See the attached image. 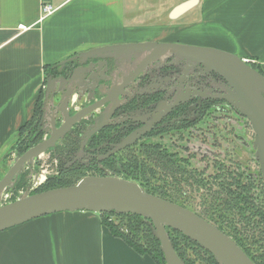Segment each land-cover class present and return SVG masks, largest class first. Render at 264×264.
<instances>
[{"label": "flooded vegetation", "instance_id": "af4514ba", "mask_svg": "<svg viewBox=\"0 0 264 264\" xmlns=\"http://www.w3.org/2000/svg\"><path fill=\"white\" fill-rule=\"evenodd\" d=\"M98 54L105 59L96 66H81L82 57L48 73L27 143L18 141L19 134L13 155L23 154L19 147L28 145L27 151L54 137V146L35 159L45 154L53 158L54 178L119 177L117 171L131 168L134 160L142 166L143 178H119L139 186L155 185L157 192L202 218L226 208L225 203L235 194L243 201L244 185L253 187V177L230 159L229 150L220 145L221 135L206 125L210 120L242 117L222 99L227 83L183 58L142 65L145 55L125 53L112 64L106 54ZM97 80L111 84L98 87ZM84 108L92 111L64 134H56V128L70 125L68 119ZM232 137L231 142L242 144L241 137ZM39 167L36 162L28 165L18 182L31 187ZM192 196L199 198L194 206L187 202Z\"/></svg>", "mask_w": 264, "mask_h": 264}, {"label": "crops", "instance_id": "0c3cea01", "mask_svg": "<svg viewBox=\"0 0 264 264\" xmlns=\"http://www.w3.org/2000/svg\"><path fill=\"white\" fill-rule=\"evenodd\" d=\"M187 1L156 0L149 6L146 0H0V161L13 157L20 131L37 119L48 73L82 52L179 41L231 53L257 64L264 76V0H196L180 16L168 17ZM42 4L55 12L42 18ZM149 11L150 22H137ZM0 264L155 262L114 237L100 214L73 211L0 232Z\"/></svg>", "mask_w": 264, "mask_h": 264}, {"label": "water", "instance_id": "95a60500", "mask_svg": "<svg viewBox=\"0 0 264 264\" xmlns=\"http://www.w3.org/2000/svg\"><path fill=\"white\" fill-rule=\"evenodd\" d=\"M196 0L181 3L169 14L175 19L192 8ZM98 53L106 54L110 63L116 64L118 55L132 53L134 56L145 55L142 65L174 57L185 59L189 63L213 72L227 83L226 95L222 98L232 106L240 116L250 123L254 140L252 147L254 157L259 163V171L264 188V76L241 58L214 48H204L179 43H158L144 41L110 45L82 52L68 61L85 58L81 66L98 64L104 60ZM98 54V55H96ZM96 56V57H95ZM66 61V62H68ZM97 62V63H96ZM73 64V63H72ZM72 69L70 66L68 70ZM90 78H88L89 80ZM52 84L54 82H49ZM110 86L111 81L106 82ZM97 80L96 86H107ZM48 92V89L46 90ZM53 93L49 96L53 99ZM92 110L84 108L69 118V124L56 128V134H64L73 123L80 120ZM57 139L50 137L42 143L29 148L21 155L15 156L6 173L0 178V193L15 187L24 167L31 164L42 152L52 148ZM90 211L94 213H116L120 215H137L151 227V233L159 242L165 264H184L171 245L167 229L176 231L204 249L218 264H254L246 253L239 248L231 237L224 234L212 223L198 216L190 209L147 193L137 183L108 176H86L68 187L46 190L30 194H20L14 202L0 205V232L16 227L32 219L58 212Z\"/></svg>", "mask_w": 264, "mask_h": 264}, {"label": "trees", "instance_id": "16d2710c", "mask_svg": "<svg viewBox=\"0 0 264 264\" xmlns=\"http://www.w3.org/2000/svg\"><path fill=\"white\" fill-rule=\"evenodd\" d=\"M250 65L262 74L257 64ZM31 124L28 125L27 129L20 131L19 142L23 144L27 143V137H29L28 131ZM16 145H13L11 149L13 150ZM27 146L25 145L24 148L19 147L20 153L26 152ZM73 184V180L70 181L61 177L48 179L35 193L57 189L58 187H68ZM19 186H24V183L19 184ZM140 187L149 194L175 203L174 200H169L166 196L157 192L155 185L140 183ZM251 188L250 183L244 185L243 201H240L239 197L235 194L233 195L234 197H230L229 201L225 203L226 208L204 214L203 216L209 222H213L224 234L231 237L254 264H264V207L254 204L257 198H253ZM239 195L242 196V194ZM233 216L237 217V220ZM100 218L111 234L114 237L123 239L130 249L132 248L140 255H149L155 264H165L163 253L159 248V242L152 235L148 222L137 215L131 214L101 213ZM114 220H117L116 223ZM167 233L173 249L176 250L184 264H218L214 262L211 254L204 249H200L189 238L187 239L180 233L169 229H167ZM188 249L191 252L193 251L191 253L194 256L193 258L186 252Z\"/></svg>", "mask_w": 264, "mask_h": 264}, {"label": "rangeland", "instance_id": "374dc122", "mask_svg": "<svg viewBox=\"0 0 264 264\" xmlns=\"http://www.w3.org/2000/svg\"><path fill=\"white\" fill-rule=\"evenodd\" d=\"M155 1L156 0H146V3L149 4V6H150ZM173 4H175V3H173ZM155 10L156 9H153L152 11H155ZM150 12L151 11L148 12L149 15L144 16L143 18H139L137 22H142V20L150 22L152 17H154L152 14L153 12H151V13ZM140 14H142V13L138 12L137 16ZM168 17H169V15H168ZM178 43L181 44L183 42L178 41ZM183 44H185V43H183ZM191 46L204 47L203 45H197V44L191 45ZM204 48H206V47H204ZM223 107H225V106H223ZM223 117H226V116H223ZM230 117H232V116H230ZM239 119L240 120H235V119L232 120L231 118L228 120L222 119L220 121H215V120L211 121L210 120L209 122L206 123V125H208L207 128H209V129L212 128L216 134L221 135L222 138L220 140V145H221V147L225 148L226 150H229L228 154L231 157L230 159L233 162L239 163V165L244 169L245 174H249L250 176L253 177L254 186L251 188V191H252L253 198H257L256 202L254 204L256 206L262 205L264 207V188H263L262 179L260 176L259 163L256 162V160H255V157H254L255 151L252 147V143L254 140V133H252L250 123L247 119H245L244 117H240ZM232 134H236L237 136L241 137L242 138V144H239L238 142H235V141L231 142L233 140ZM223 140H225V142ZM8 153H7V155H8ZM12 153L13 152H11V154ZM137 156L140 157V155H137ZM14 158H15V155H13V157L8 155V156L4 157L2 161H0V178L6 173V171H7L6 169L12 164ZM33 162H36L40 166L39 167L40 172L38 173V175L45 177L43 184L48 179L54 178L53 174L56 170L54 168L53 158H51L50 156L45 154V155H42L39 160H34ZM33 162L31 164L29 163L28 165H33ZM130 164H131L130 166H132L131 168H129V167H126L125 169L121 168L117 171L116 175H119V177H122V178H124L126 176L127 179L129 177L132 179L133 178H135V179L143 178L142 166L138 165L136 163V161H134V160H132L130 162ZM28 165H26L24 167V170L26 167H28ZM154 169H155V167H154ZM89 176H93V175H89ZM93 177H98V176H93ZM82 178H86V177H77V178L75 177L73 179L74 184H76L77 181L81 180ZM19 184H21V183L18 182V180H17L15 182V187L13 189H11L7 192H3V194L6 193L9 195V197H7L8 199L6 200L7 203L14 202L20 194H22L26 191L30 194H33L43 186V184H42L38 188L31 190L30 185L28 187L26 185L21 187V186H19ZM187 192H188V190H187ZM200 200H201V198H200ZM194 201H195V205H196V201H198L197 203H199V198L192 196L191 200L190 199L187 200V202L191 203L192 206H194ZM233 218L235 220H237V217L233 216ZM116 221H115V223H116ZM255 235H257V234H255ZM186 252L190 254V257H192V258L194 257L193 254H191L193 251L191 252V250L188 249Z\"/></svg>", "mask_w": 264, "mask_h": 264}, {"label": "built area", "instance_id": "2783aa9c", "mask_svg": "<svg viewBox=\"0 0 264 264\" xmlns=\"http://www.w3.org/2000/svg\"><path fill=\"white\" fill-rule=\"evenodd\" d=\"M41 11H42V18L47 17L52 15V13L55 12V8L49 6V5H45L42 4L41 5ZM23 28V27H21ZM45 177L44 176H39L37 178H34L32 181V186L30 187L31 190H34L36 188H38L39 186H41L43 184ZM7 197H9L8 194H2L1 199H0V205L1 204H7L6 200L8 199Z\"/></svg>", "mask_w": 264, "mask_h": 264}, {"label": "bare ground", "instance_id": "6f19581e", "mask_svg": "<svg viewBox=\"0 0 264 264\" xmlns=\"http://www.w3.org/2000/svg\"><path fill=\"white\" fill-rule=\"evenodd\" d=\"M74 95V94H73ZM74 101V99H72V102ZM71 102V101H70ZM72 104V103H71ZM76 108V107H75ZM2 192L0 193V199H1V196H2Z\"/></svg>", "mask_w": 264, "mask_h": 264}]
</instances>
